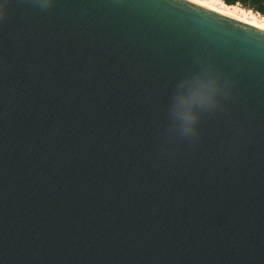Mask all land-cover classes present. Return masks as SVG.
Instances as JSON below:
<instances>
[{
    "label": "water",
    "instance_id": "95a60500",
    "mask_svg": "<svg viewBox=\"0 0 264 264\" xmlns=\"http://www.w3.org/2000/svg\"><path fill=\"white\" fill-rule=\"evenodd\" d=\"M197 58L227 95L167 140ZM0 264H264V30L188 0H9Z\"/></svg>",
    "mask_w": 264,
    "mask_h": 264
},
{
    "label": "clouds",
    "instance_id": "9594fccd",
    "mask_svg": "<svg viewBox=\"0 0 264 264\" xmlns=\"http://www.w3.org/2000/svg\"><path fill=\"white\" fill-rule=\"evenodd\" d=\"M9 0L0 2V19L7 16ZM34 6L48 9L52 0H31ZM199 70L185 77L176 85L169 109L167 140H181L198 136V122L203 113L214 112L220 105L221 97L226 96V81L211 66L197 58Z\"/></svg>",
    "mask_w": 264,
    "mask_h": 264
},
{
    "label": "rangeland",
    "instance_id": "374dc122",
    "mask_svg": "<svg viewBox=\"0 0 264 264\" xmlns=\"http://www.w3.org/2000/svg\"><path fill=\"white\" fill-rule=\"evenodd\" d=\"M214 9L220 10L229 15L238 17L242 20L248 21L254 25L262 27L264 25V16L256 13L247 8H243L241 5H227L222 0H216L211 2L210 0H195Z\"/></svg>",
    "mask_w": 264,
    "mask_h": 264
},
{
    "label": "trees",
    "instance_id": "16d2710c",
    "mask_svg": "<svg viewBox=\"0 0 264 264\" xmlns=\"http://www.w3.org/2000/svg\"><path fill=\"white\" fill-rule=\"evenodd\" d=\"M227 5H241L264 16V0H222Z\"/></svg>",
    "mask_w": 264,
    "mask_h": 264
},
{
    "label": "bare ground",
    "instance_id": "6f19581e",
    "mask_svg": "<svg viewBox=\"0 0 264 264\" xmlns=\"http://www.w3.org/2000/svg\"><path fill=\"white\" fill-rule=\"evenodd\" d=\"M188 1L193 2V3H195V4H198V5H201V6H203V7H206V8H208V9L214 10V11L219 12V13H221V14H224V15H226V16H228V17H230V18H233V19H235V20H239V21H241V22H244V23H247V24L253 25V26H255V27L259 28V29L264 30V25H263L262 27H260V26H258V25H254V24H252V23H250V22H248V21L242 20V19H240V18H238V17H235V16H232V15H229V14H227V13H224V12L220 11V10H217V9H214V8H212V7H210V6H207V5H205V4H202V3L198 2V1H195V0H188ZM210 1H211V2H215L216 0H210Z\"/></svg>",
    "mask_w": 264,
    "mask_h": 264
}]
</instances>
